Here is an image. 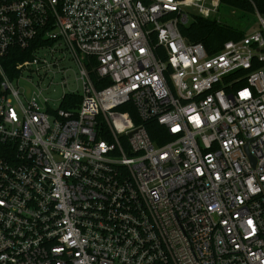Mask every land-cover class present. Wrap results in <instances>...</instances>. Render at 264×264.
Wrapping results in <instances>:
<instances>
[{
    "label": "built area",
    "instance_id": "obj_1",
    "mask_svg": "<svg viewBox=\"0 0 264 264\" xmlns=\"http://www.w3.org/2000/svg\"><path fill=\"white\" fill-rule=\"evenodd\" d=\"M221 3L0 0V264H264V15L179 31Z\"/></svg>",
    "mask_w": 264,
    "mask_h": 264
},
{
    "label": "trees",
    "instance_id": "obj_2",
    "mask_svg": "<svg viewBox=\"0 0 264 264\" xmlns=\"http://www.w3.org/2000/svg\"><path fill=\"white\" fill-rule=\"evenodd\" d=\"M226 5L240 10L242 13L253 14L254 9L264 15V0H222ZM180 33L190 42H201L208 52L217 51L223 42L227 40H237L244 35V32L223 23L216 22L212 19L193 16L188 26L180 27ZM28 55L27 52L13 50L2 60L5 68H8L14 61L20 60ZM69 97L66 96L62 100L60 106H69ZM73 102L78 103V95H73ZM121 110H125L126 106H121ZM135 122L137 120L132 115ZM149 124V123H148ZM147 125V124H146ZM151 125V124H150ZM154 127V125H152ZM151 138L158 143L162 141L157 139L152 130H149Z\"/></svg>",
    "mask_w": 264,
    "mask_h": 264
},
{
    "label": "rangeland",
    "instance_id": "obj_3",
    "mask_svg": "<svg viewBox=\"0 0 264 264\" xmlns=\"http://www.w3.org/2000/svg\"><path fill=\"white\" fill-rule=\"evenodd\" d=\"M211 19L219 23L226 25H231L244 33H251L254 30H258V23L254 14L242 13L240 10L232 8L224 3H221L216 12L211 15ZM58 80V78H56ZM35 82V81H33ZM70 88L75 87L73 84V77H69ZM19 84L24 87L25 92L30 93L34 89V85L25 81H19ZM68 88H63L58 83L50 90L44 92V95L50 99V105L52 107H57L59 105V100L64 91H67ZM80 91V89H78Z\"/></svg>",
    "mask_w": 264,
    "mask_h": 264
}]
</instances>
